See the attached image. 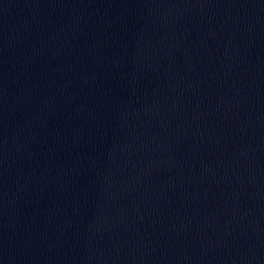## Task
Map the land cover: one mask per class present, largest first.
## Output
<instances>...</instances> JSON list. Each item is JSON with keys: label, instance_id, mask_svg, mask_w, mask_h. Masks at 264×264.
I'll list each match as a JSON object with an SVG mask.
<instances>
[{"label": "water", "instance_id": "1", "mask_svg": "<svg viewBox=\"0 0 264 264\" xmlns=\"http://www.w3.org/2000/svg\"><path fill=\"white\" fill-rule=\"evenodd\" d=\"M202 0H0V102Z\"/></svg>", "mask_w": 264, "mask_h": 264}]
</instances>
